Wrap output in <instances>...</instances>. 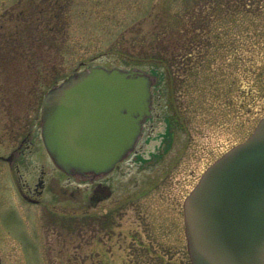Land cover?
Masks as SVG:
<instances>
[{
    "label": "rangeland",
    "instance_id": "374dc122",
    "mask_svg": "<svg viewBox=\"0 0 264 264\" xmlns=\"http://www.w3.org/2000/svg\"><path fill=\"white\" fill-rule=\"evenodd\" d=\"M195 3L0 0V155L10 154L57 79L89 65L150 70L154 63L139 62L133 53L155 51L157 35L164 33L157 26L167 23L163 14L177 18ZM232 4L207 6L210 16L199 7L191 12L197 74L184 72L182 65L158 66L165 78L153 89V119L138 147L146 146L148 136L166 132L168 119L172 139L159 141L158 149L151 139L157 156L148 155L147 162L127 157L98 178L110 186V197L91 204L97 180L60 174L37 140L23 159L24 178L35 181L44 166L51 184L57 176L76 195L79 186L87 188V205L78 196L54 191L40 204L27 203L18 191L16 170L0 159L1 264H192L184 201L207 167L246 140L264 116L261 83L249 82L230 55L246 53L245 42L254 41L255 34L264 38V0L247 8Z\"/></svg>",
    "mask_w": 264,
    "mask_h": 264
},
{
    "label": "water",
    "instance_id": "95a60500",
    "mask_svg": "<svg viewBox=\"0 0 264 264\" xmlns=\"http://www.w3.org/2000/svg\"><path fill=\"white\" fill-rule=\"evenodd\" d=\"M157 82L137 67L89 66L50 88L42 134L54 162L78 178L112 171L141 138ZM185 225L192 264H264V117L202 175Z\"/></svg>",
    "mask_w": 264,
    "mask_h": 264
},
{
    "label": "trees",
    "instance_id": "16d2710c",
    "mask_svg": "<svg viewBox=\"0 0 264 264\" xmlns=\"http://www.w3.org/2000/svg\"><path fill=\"white\" fill-rule=\"evenodd\" d=\"M190 1H196L195 6L191 8L192 11L196 10V8L199 7L201 14L204 13V15L210 16L211 13H209L206 10L207 6L208 7H213L212 5L220 6L222 5L223 0H190ZM227 1L232 2L234 5L247 8V7H251L253 0H227ZM191 12L187 8V10L186 9L184 10V13H179L178 16L179 18L168 17L166 13L163 14L167 23L165 24L164 27L163 25L157 26V29L161 30L164 33L157 35L160 39H156L155 41L157 44L156 50L154 51L153 49L150 50L143 49L140 50L139 52L133 53L134 58L137 59V61L139 62L151 61L154 63L150 69L152 70L153 73L159 74L161 78V82L165 78L162 71H160L158 68V66L161 63L168 64V66L171 67L174 65H177V67L182 65L184 72L189 73L190 75L197 74V71L195 70V66L192 65L193 46L195 42H197V38H198L197 35H194L195 31L197 30L196 21H195L196 15L192 14ZM171 19H173V22H170ZM181 32H183L184 34H181ZM255 35L257 36V38L255 37L254 41H251V39H249V42L247 41L245 42V46L248 49L246 53H243L240 56V54H236V53L234 54L233 52H231L230 55H231L232 63H234L236 67L240 69V71L244 72L245 77L249 80V82L253 80L256 85L261 83V90L264 93V51H261L262 49H264V38L262 36L260 37V35L258 34ZM165 36L167 37L164 38ZM215 38L220 39L221 37L219 34H215ZM178 44H182L184 49L183 53L181 54H179V52L177 51L178 46L180 48V45ZM237 55L239 56V58L237 57ZM178 69L180 70V68Z\"/></svg>",
    "mask_w": 264,
    "mask_h": 264
},
{
    "label": "flooded vegetation",
    "instance_id": "af4514ba",
    "mask_svg": "<svg viewBox=\"0 0 264 264\" xmlns=\"http://www.w3.org/2000/svg\"><path fill=\"white\" fill-rule=\"evenodd\" d=\"M150 120L147 121V123L145 124V128L148 122H150ZM167 123L168 125H172L170 122V119H168ZM158 134L159 136L160 135L162 136L158 137L157 136ZM158 134L156 135V137L155 136L153 137L154 141L156 142L154 147H157V149L160 147L158 145V142L159 141L161 142L162 139L166 138L164 137V132L163 133L159 132ZM150 137L151 136H148L145 147H137L135 152L131 155L132 159L134 158V160L136 161L138 160V161L147 162L149 161L148 155H151V156L156 155V152L153 151L154 147H152V145L150 144V140H149ZM37 140L43 141L42 139V109H38V111L34 115V118L31 119L29 127L27 128L25 134H23L18 140V142L14 144L10 152V154L11 153L13 154L12 158L10 160H6L5 156L0 157V159H4L8 161L10 166L14 167V169L16 170V173H17L16 177L18 180L17 188L21 195V198L25 202L30 203V204H40L44 199L45 193H47L48 191H51V192L54 191L58 194H63L66 196H69V194L74 197L78 196L82 204L86 206L87 199L85 198V194H86L87 188L86 190L84 189L81 190L79 186L78 195H76L75 191L69 192L67 187L60 185L58 180H56L57 176L53 177L54 183L51 184V181H49L48 179V176L46 174L47 171L45 170L44 166L41 167L40 175L37 176L35 181L33 179L24 178L23 176L24 173L22 172L23 163H24L23 159L26 157L27 154H30L34 151L38 143ZM53 162L54 161L52 160V164L50 165H54V168L56 171H58L60 174L65 175L70 180L79 179L80 181H84V182H88V180H90L91 182H95L97 180L96 184H94L92 188V195H90L91 204H98L112 195V190L110 186L106 182L102 181L101 179L78 178L74 175H69L65 171H63L59 166H57L55 162L53 164ZM18 173L20 174V176H18Z\"/></svg>",
    "mask_w": 264,
    "mask_h": 264
}]
</instances>
